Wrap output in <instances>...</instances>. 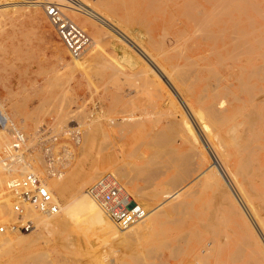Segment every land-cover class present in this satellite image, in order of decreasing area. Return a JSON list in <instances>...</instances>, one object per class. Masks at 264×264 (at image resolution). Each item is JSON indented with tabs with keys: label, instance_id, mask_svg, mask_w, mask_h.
I'll list each match as a JSON object with an SVG mask.
<instances>
[{
	"label": "rangeland",
	"instance_id": "rangeland-1",
	"mask_svg": "<svg viewBox=\"0 0 264 264\" xmlns=\"http://www.w3.org/2000/svg\"><path fill=\"white\" fill-rule=\"evenodd\" d=\"M39 1L71 6L70 0ZM81 1L78 10H63L92 41L77 59L70 57L58 39L42 4L3 5L5 1H0V102L11 121L28 137L29 148L26 161L16 165L14 172L23 174L31 165V170L45 180L57 181L59 174L64 178L69 175V194L76 195L83 176L99 169L102 175H115L132 199L149 211L152 203L169 194L168 189L174 190L173 177L184 183L188 177L185 173L190 177L213 163L198 137L204 127L205 135L234 173L251 163L250 169L245 168L244 177L237 179L241 185L251 182L256 186L259 181L263 184L264 167L256 169L253 163L256 165L264 158V123L254 120L252 114L264 110V93L260 90L250 95L243 93L237 78L243 73L249 75V81H256L253 64L264 78V46L259 45L261 51L252 59L229 55L223 48L226 39L209 37L197 23L205 20L196 7L204 4V0ZM237 1L245 8L246 18L253 19V25L263 31L264 17L260 15L263 12L264 16V0ZM92 10L101 13L99 20L88 15ZM103 19L141 45L155 63L174 77L179 76L175 79L183 99L191 103L190 113L199 123L182 116V104L158 73L140 60L131 46L103 27L100 22ZM255 101L259 105L252 104ZM44 124L50 125L55 133L77 125L80 134L77 144L68 141L64 150L61 147L54 150L59 161L54 167L55 175L46 168L42 147L36 144L35 132ZM188 124L197 141L188 131ZM0 130L4 135L0 139L2 153L12 137ZM206 178L180 197L176 209L158 213L148 232L141 230L118 242L110 239L103 242L99 226L76 210V221L58 214L51 218L50 228L37 226L35 220L33 232L9 235L18 239L27 237L31 244L7 250L0 256V264H25L28 257L26 264H245L246 260L234 261L237 244L230 241L233 226L226 218L224 195L220 198L227 188L220 177L209 173ZM0 179H5L1 169ZM250 193L260 195L256 199L264 201L263 188ZM252 202L260 209L256 201ZM73 206L75 202L69 209ZM209 247L211 252L206 253Z\"/></svg>",
	"mask_w": 264,
	"mask_h": 264
},
{
	"label": "bare ground",
	"instance_id": "bare-ground-1",
	"mask_svg": "<svg viewBox=\"0 0 264 264\" xmlns=\"http://www.w3.org/2000/svg\"><path fill=\"white\" fill-rule=\"evenodd\" d=\"M3 1H5V4H3V5H14V4H18V3H23V4H27V5L30 6V5H41V4H43V2L39 1V0H20V2L18 0H3ZM242 1H244V0H242ZM69 2H70L69 4L71 5L70 7L62 5L64 7H67L66 9L68 11L70 9L78 10V8H80L79 7L80 6L79 3H82L83 1L80 0L79 2H77L75 0H70ZM237 2H238L237 0H204V4H200L199 6H196V7H198V9L201 11V15H203V18L205 20L198 21L197 23L199 24V26L202 27V30L204 31V33H206L209 37H211L213 39L225 38L227 43H224V45H223L224 47L223 48L229 55H231V56L242 55V56H245V57H248V58L252 59L253 56L255 57V55L258 54L261 51V49H260L261 47L259 45L261 44L262 47L264 46L263 45V43H264L263 42V40H264V30L262 31L261 28H257L256 26H254L253 25L254 23L252 22L253 19L249 20V18L248 19L246 18L245 10H244L245 8L242 9ZM249 4H252V3H249ZM250 7L253 8L252 5ZM87 13H88L89 16H91L92 18L97 19V20H99L98 18H100V16H102L101 13H99V11H96V10H92L91 12H87ZM259 14H261V13L259 12ZM260 17L261 18L264 17L263 16V12H262V16L260 15ZM100 22H101V25L103 27H105L106 29H109L118 38H120V40H123L125 43H127L129 46H131V48L141 58L140 60H145L147 62L146 64L147 65L149 64V66L152 67V69H153V70L151 69L152 71H154L155 73H158V75L160 77V78L159 77L158 78L168 87L170 93L176 99H178L180 101V103L182 104V111H181L182 116H184V115L189 116L190 118H193L197 122V119H196L197 117H195L192 113H190L191 109H192L191 103L189 101H187V100L185 101V99H183V94H181L179 86H178V84L176 82L175 77H177V79H179V76L175 75V77H174V75L172 73H169V71L165 67L155 63V61H154L153 57L151 56V54H149L148 51L144 50L141 47V45H139L137 42H135L131 37H129L128 35L124 34V32L118 26L112 24L110 21H108L106 19L100 20ZM252 36H253V38L254 37L255 38L252 39L251 38ZM90 40H91V38H90ZM91 44H92V41H91ZM91 44H90V46H91ZM229 59H231V57H229ZM76 64L77 65H81V64H79V62H76ZM253 69H255V70H253V76L256 77V81H254V80H253L254 82L249 81V79H248L249 75H246V74L244 75L243 73H241L242 74L241 77L237 78V80L241 84V88H243L242 91H243V93L249 94V95L254 90H260L262 93H264V86L261 85L262 83L264 84V78H261L259 76L260 75L258 73L259 70L258 71L256 70V66L254 64H253ZM180 76L182 77V75H180ZM226 79L229 80L228 78H226ZM254 100L257 101V99H254ZM256 101L253 102L252 104H254V105L257 104ZM257 102H259V100ZM250 104H251V102H250ZM211 105L210 106L213 107L214 104H211ZM216 105H215V107H216ZM257 105H259V104H257ZM0 107L3 108V105L1 104V102H0ZM257 109H258V107H257ZM247 110H249V109H247ZM212 111L210 113H212ZM217 111H218V109H217ZM213 113H214V111H213ZM7 116L9 117L8 114H7ZM252 116H253L254 120H259V121L264 123V110H260L259 109V110L255 111V112H253ZM213 117L216 118L215 115ZM9 119H10V117H9ZM129 120H130V118H129ZM218 120H222V118H220ZM12 123H13V121H12ZM186 123L187 122L185 121V125H186ZM197 123H199V122H197ZM13 125L16 127V125L14 123H13ZM187 126H189V124ZM139 127H141V126H139ZM189 129L190 130H188V131L189 132L191 131L190 133L192 134V136L194 135L193 137L195 139L196 135H195V132L192 130L191 126H189ZM3 136L4 135H3V133L0 130V139H2ZM168 136H166V137H168ZM199 136L201 137V140H202V144H203L202 147L207 148V150L210 152L211 159L213 160V163L210 166H208V167H207V165L204 166V167H201V169L199 171H197V172L195 171L194 172L195 174H193L190 177H189L188 172H187V174L185 173L184 174L185 177H187V175H188V177L185 178L186 182H184V183H179V180H174L176 178L173 177V179H172L173 181L171 182V185L173 186L172 189H174V190L172 192H170L169 191L170 189H168L167 192H169V194H166V195L164 194V196H162L157 203H152V206L150 208L151 210H149V211L145 210V211H147L146 212L147 213L146 217L141 222H139V223L135 224L134 226H132L131 228H129V230H127V232H121L119 229H117L115 227V225L106 217V215L103 213L101 208L97 205V203L95 201H93L87 195V193L85 192V188L87 186H89V184H91L96 179H98V177L100 175L102 176L103 173L101 174V171H99V169H98V171H93V172H90V173L86 174L85 176H83V178L80 180V185L77 187V193L74 191L76 193V195H74V194L70 195L69 194V185H71V184H69V178H68L69 175L64 178L63 175L59 174V178L57 179V181H55V180L54 181L53 180H45L44 178L43 179H44L45 185L47 186L48 190L53 194L55 200L58 203V206H59V213L58 214H61V216L65 215L70 220L71 219L73 220V218H74V220L76 221V218H75L76 215H77L76 210H78L82 214H84L86 216H89L88 219H90L94 225L99 226V230L104 235L103 239H105V240L101 239V240H103V242H106V241L109 242V239H110V242H111V240L112 241L113 240H115V241L122 240V238L124 239L125 236H127V235L131 236V234H134L135 232H139L141 230H145L147 232L150 231L153 228L152 222L155 219H157L158 213H160L163 210H166L168 208L171 209L174 206H176V202H179L181 196L184 195V197H185V194L187 195V193H189V190L192 189L191 188L192 186H194L195 184L199 183L202 179L206 178V176L209 173H211V175H213L216 178L220 177L219 180L223 184V187L227 188L226 189V193L221 194V195L219 194V195H220V198H221V196L224 195V199H225L224 205H225L226 218H227V220H230V222H232V226H233L232 237L230 238L228 236V239L230 238V241L232 242V244L233 243L235 245L237 244L236 245V249L234 251V254H235L234 256L235 257L233 256L234 257V261L237 262L238 260L240 261V259H241V260H246L247 264L248 263L249 264L250 263H252V264H254V263L255 264L256 263L257 264L258 263L259 264L260 263H264V201L263 200L262 201H258L256 199V197L260 196V195L257 194V196L256 195L254 196V195H252L250 193L251 191L253 193L255 188L256 189H262V188L264 189V183L262 184L259 181V182H257V185L255 186V185L251 184V182L250 183L246 182V183H243L241 185L238 182L237 179H238V177H244V172L247 171L245 168H248L249 166H252L251 163H249L248 160H245V163L248 162L249 164L247 163V164L244 165V167H245L244 170L241 169L240 172L234 173L232 171L233 168L232 169L230 168V163L228 164L225 161L223 155L218 151V149H216L217 147L215 148V145L213 144V141L211 140V138H209V137H207L205 135L204 127H202V135H198V137ZM6 138H7V136H6ZM262 139L264 141V134H263ZM195 140L197 141V138ZM223 154H225V153H223ZM229 154H231V153H229ZM237 156H238V154H237ZM185 159H187V157ZM247 159H249V157ZM25 164L23 165V167L25 166ZM213 165H214V167H213ZM253 165L256 166L255 167L256 169L264 167V158L261 159L259 161V163H257L256 165L253 163ZM30 166L28 165L26 167L27 170L23 174L32 173V174L37 175V173H34V171L31 170ZM17 168L18 167L16 166L15 169H17ZM191 168H192V166H191ZM248 169H250V168H248ZM251 171H253V170L251 169ZM251 171H249V172H251ZM251 173H248V174H251ZM52 174L55 175V173H52ZM245 174H246V172H245ZM74 175H76V174L74 173ZM174 176H176V175H174ZM182 176L183 175H180L179 177H182ZM247 176H249V175H247ZM39 177H41V176H39ZM66 178H67V180H66ZM207 178L210 179V177H207ZM207 178L205 179V181L207 180V182L209 183V180ZM181 179H184V177H182ZM49 182H50L51 185L49 184ZM214 183H216V182L214 181ZM70 190H71V188H70ZM163 193H164V191L159 193V194L161 195ZM218 193H217V195H218ZM255 194H256V192H255ZM218 198L219 197H217V199ZM59 201H60V203H59ZM252 201H256L258 203V206H259L260 209L255 208ZM4 202L6 203V206L4 208H0V217H2L4 219V221H11L13 219V216H12V214L10 212V207H9L10 201L8 199H5ZM74 202H75V206H73V208H71V210H70L69 208ZM145 208L147 209L148 207H145ZM174 208L176 209V207H174ZM26 210L29 213V215L32 217L33 221L36 220L35 223H36L37 226H40L41 228H44V229L52 227V224H51V218L52 217L42 216V215L36 213L33 209H31L28 206H26ZM261 211H262V213H261ZM81 213H79V214H81ZM76 226H78V225H76ZM255 232H256L257 235L255 234ZM13 235H17V234H13ZM30 244L31 243H30V241H29V239L27 237L18 239V238H16V236H9V235L3 236V237L0 238V256L3 255V253L6 252L7 250H12L13 249L15 251V250H17L19 248H21V249L22 248H27L28 246H30ZM223 245H224V243L222 244V246ZM99 247L100 246H98V248ZM206 249H205L206 253H210L211 252L210 251L211 250L210 247L207 250ZM218 250H220V249H218ZM179 252H180V250H179ZM107 253H106V255L108 256ZM46 256H47V254H46ZM233 257H231V258L233 259ZM28 258L25 260L26 262H27V260L29 261ZM26 262H25V264H26ZM200 262H202V261L200 260ZM246 262H245V264H246Z\"/></svg>",
	"mask_w": 264,
	"mask_h": 264
},
{
	"label": "built area",
	"instance_id": "built-area-1",
	"mask_svg": "<svg viewBox=\"0 0 264 264\" xmlns=\"http://www.w3.org/2000/svg\"><path fill=\"white\" fill-rule=\"evenodd\" d=\"M43 13L55 30L71 58H80L91 44L87 33L70 20L56 3H43ZM0 129L7 131L12 140L5 152L0 153V169L5 179H0V208H4L5 199L10 201L11 221L0 217V238L13 234H29L35 230V223L30 218L26 206L36 213L53 217L59 213V206L53 194L48 190L44 180L38 175L15 173L13 168L26 161L28 137L15 127L3 108L0 107ZM78 126L63 128L59 133L44 124L35 132L36 144L42 147L46 168L55 173L54 167L59 163L54 150H64L68 141L77 144ZM87 195L97 203L106 217L120 231H125L141 222L147 215L144 207L134 201L126 192L120 181L111 173L102 175L87 191Z\"/></svg>",
	"mask_w": 264,
	"mask_h": 264
}]
</instances>
